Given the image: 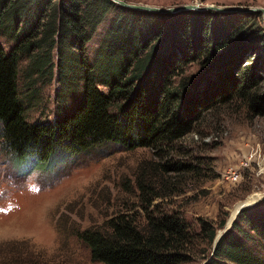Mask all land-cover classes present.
Instances as JSON below:
<instances>
[{"label":"trees","instance_id":"16d2710c","mask_svg":"<svg viewBox=\"0 0 264 264\" xmlns=\"http://www.w3.org/2000/svg\"><path fill=\"white\" fill-rule=\"evenodd\" d=\"M253 16L211 10L159 14L110 0H0V32L14 42L10 50L0 45V149L17 160L52 166L110 142L128 150L151 148L161 160L214 107L237 100L262 113L250 93L254 68L240 63L252 34L264 42V25H252ZM106 19L90 57L88 43ZM22 58L30 59L37 75L30 82L55 78L64 111L52 120L25 121L17 91ZM190 65L199 70L186 74ZM191 169L168 159L143 161L135 179L143 214L123 213L103 228L77 234L92 259L180 264L189 259L193 239L211 245L216 227L210 222L190 225L178 211L149 210L152 201L177 191L165 175ZM261 212L258 205L241 210L203 264H264L246 244L252 236L244 229L254 224V215L263 223Z\"/></svg>","mask_w":264,"mask_h":264},{"label":"rangeland","instance_id":"374dc122","mask_svg":"<svg viewBox=\"0 0 264 264\" xmlns=\"http://www.w3.org/2000/svg\"><path fill=\"white\" fill-rule=\"evenodd\" d=\"M124 1L161 7L199 3L264 9V0ZM250 13L254 14L251 24L262 27V12ZM106 27L107 19L88 43L90 57ZM7 37L0 32V45L10 50L14 42ZM240 63L254 68L256 83L250 93L256 94L263 112L237 100L214 107L161 160L155 159L151 148L128 150L110 142L52 166L32 158L17 160L0 149V264H101L92 259L89 247L77 234L87 228H103L109 219L123 213L143 214L135 185L138 166L143 161L166 159L193 169L165 175L176 182L177 191L152 201L149 210L161 215L178 211L190 225L205 220L216 227V236L233 220L237 208L253 199L248 207L262 208L263 223L254 215V224L244 228L252 237L245 241L264 261V42L258 32L252 34ZM30 67L29 58L18 62L17 91L25 121L52 120L64 111L57 102L55 78L51 83L30 82L37 76ZM197 70V65H190L185 73ZM196 240L189 246V259L180 264L204 263L213 243Z\"/></svg>","mask_w":264,"mask_h":264},{"label":"water","instance_id":"95a60500","mask_svg":"<svg viewBox=\"0 0 264 264\" xmlns=\"http://www.w3.org/2000/svg\"><path fill=\"white\" fill-rule=\"evenodd\" d=\"M114 2L115 4L122 6L127 9L132 10H138V11H146V12H152V13H159V14H173L181 11H215L218 13H229V12H241V13H250V12H262V18H263V24H264V9L263 8H248V9H239V8H233V7H220V6H214V5H200L199 3L194 4H184L180 6L175 7H161V6H153V5H147V4H133L128 3L124 0H110ZM248 207V205L241 206L236 214L243 210L244 208ZM236 216L233 218V220L226 225L223 232H219L213 241V249L216 246L217 241L221 237V235L232 225L233 221L235 220Z\"/></svg>","mask_w":264,"mask_h":264},{"label":"bare ground","instance_id":"6f19581e","mask_svg":"<svg viewBox=\"0 0 264 264\" xmlns=\"http://www.w3.org/2000/svg\"><path fill=\"white\" fill-rule=\"evenodd\" d=\"M246 201V200H245ZM244 202V201H243ZM253 202V199L251 201H248L246 204H251ZM237 211H238V208H237ZM236 213H234L230 219V221L233 219V217L235 216Z\"/></svg>","mask_w":264,"mask_h":264},{"label":"built area","instance_id":"2783aa9c","mask_svg":"<svg viewBox=\"0 0 264 264\" xmlns=\"http://www.w3.org/2000/svg\"><path fill=\"white\" fill-rule=\"evenodd\" d=\"M234 172H231L230 174L232 175Z\"/></svg>","mask_w":264,"mask_h":264}]
</instances>
